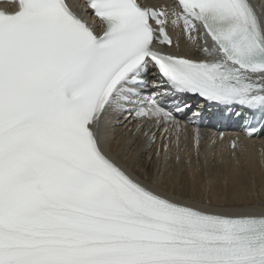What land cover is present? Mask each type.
Here are the masks:
<instances>
[{"label":"snow or ice","instance_id":"snow-or-ice-1","mask_svg":"<svg viewBox=\"0 0 264 264\" xmlns=\"http://www.w3.org/2000/svg\"><path fill=\"white\" fill-rule=\"evenodd\" d=\"M76 8L0 10V264H264V157L242 172L232 140L198 185L176 118L195 96L264 129V0Z\"/></svg>","mask_w":264,"mask_h":264},{"label":"bare ground","instance_id":"bare-ground-1","mask_svg":"<svg viewBox=\"0 0 264 264\" xmlns=\"http://www.w3.org/2000/svg\"><path fill=\"white\" fill-rule=\"evenodd\" d=\"M150 3H153L154 5L159 4L160 2H165L167 4L168 0H148ZM75 2H78V0H75ZM259 2V0H257ZM171 31V29H170ZM173 36H175L174 33H172ZM185 50V41L183 38H181V51ZM151 79H153L151 77ZM186 127V130L182 127V131L180 133V141H181V147H186L190 152H192V145L190 143V136L189 131L190 127L189 125H184ZM122 128H116L115 131V138L112 139L111 143L113 147H116V140L119 138L120 133L122 132ZM201 131V138H200V153L199 156V164L197 165V159H194L192 156V168L195 171L197 168H199V171L196 172V181L199 184L205 183L207 180H216L218 178V173H223L226 168H230L232 165V160L230 157V150L226 148V143L222 141H216L214 137H211L209 132L205 130ZM233 136H235L237 139V142L242 146L243 148V154L241 157V171L244 173H249L250 168L252 166L255 167L257 173H259V161L262 157H264V134L260 136V138H252L249 140H244L239 137L237 133H233ZM159 139V137H158ZM215 141V143H213ZM155 146H153L154 149ZM221 149H223V159L226 163L221 164L219 163L221 157L220 155H216ZM147 153H144V156L142 157L143 163H147L146 160ZM208 158L211 161V164L207 168L208 175H205V158ZM185 178L187 177V167L185 166ZM262 191L261 187V178L259 174L257 175V184H256V192L257 194H260ZM262 200H264V196H262ZM261 207H264V204H257L256 208L261 209Z\"/></svg>","mask_w":264,"mask_h":264}]
</instances>
